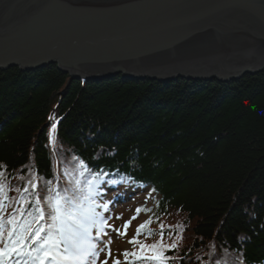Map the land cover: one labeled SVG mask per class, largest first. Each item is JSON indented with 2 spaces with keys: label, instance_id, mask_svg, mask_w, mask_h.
I'll return each mask as SVG.
<instances>
[{
  "label": "trees",
  "instance_id": "trees-1",
  "mask_svg": "<svg viewBox=\"0 0 264 264\" xmlns=\"http://www.w3.org/2000/svg\"><path fill=\"white\" fill-rule=\"evenodd\" d=\"M0 171L5 219L32 210L21 196L38 197L47 219L54 191L91 183L103 205L132 188L154 199L139 243H156L164 264H264V72L163 83L0 71Z\"/></svg>",
  "mask_w": 264,
  "mask_h": 264
},
{
  "label": "water",
  "instance_id": "water-1",
  "mask_svg": "<svg viewBox=\"0 0 264 264\" xmlns=\"http://www.w3.org/2000/svg\"><path fill=\"white\" fill-rule=\"evenodd\" d=\"M238 81L264 72V0H0V71Z\"/></svg>",
  "mask_w": 264,
  "mask_h": 264
},
{
  "label": "snow or ice",
  "instance_id": "snow-or-ice-1",
  "mask_svg": "<svg viewBox=\"0 0 264 264\" xmlns=\"http://www.w3.org/2000/svg\"><path fill=\"white\" fill-rule=\"evenodd\" d=\"M81 167L84 165L81 164ZM29 183L33 188L36 187L33 181ZM7 191L4 173L0 171V264H98L100 252L105 251L107 256L99 264H108L112 241L109 239L105 242L103 237L108 235L106 228L110 225L108 219L96 211L98 207L107 210L108 205L96 203L94 199L96 193L91 183L86 190L74 186L72 194H67L68 190H65V193L54 191L48 198L47 219L40 199L37 197L34 202H30L25 196H21L20 203H34L32 210L17 208L5 219ZM23 191L27 192L28 189L25 188ZM140 212L141 209L138 208L137 214L125 222L122 233L119 229L113 231H116L117 235L126 236L132 220L136 219ZM151 223L149 220L141 224L134 238L128 241L134 248L139 243L142 230ZM34 224L37 226L33 227ZM160 227L162 242L163 225ZM143 234L148 237L154 233L148 231ZM101 243L103 247H99ZM157 247L156 243L150 246L139 243L138 251L122 253L125 258L123 264H135V261H139L140 264H152L153 261L164 264L169 258L163 256V249L155 252ZM172 247L167 250H172ZM145 250L154 251L155 254L151 257L144 256ZM130 257L134 259L130 260ZM113 264L122 262L117 258L113 260Z\"/></svg>",
  "mask_w": 264,
  "mask_h": 264
},
{
  "label": "rangeland",
  "instance_id": "rangeland-1",
  "mask_svg": "<svg viewBox=\"0 0 264 264\" xmlns=\"http://www.w3.org/2000/svg\"><path fill=\"white\" fill-rule=\"evenodd\" d=\"M107 198L104 201L108 205V209L103 214L108 219V224L110 227L106 228L108 232L107 236L103 237V240L106 242L111 239L112 243L111 247V258L108 259V264H113L114 259H119L122 264L125 260L122 255L125 251H138L139 245L137 244L136 248H134L133 244H130L128 241L132 240L136 235L137 228L144 224L148 217L141 211L138 217L131 222V226L127 229V235L121 236L117 235L116 231L113 229H119L122 233L124 231L123 225L126 221H128L131 217L136 215V210L142 209V207H150L153 204V197L148 195L146 192L141 190H134L132 188L125 189L120 193L118 190H109L106 194ZM121 217V218H118ZM169 224H172L173 220L167 221ZM168 240L164 241L163 246L168 244ZM177 242V241H176ZM99 247H103V243L99 245ZM146 251H144L145 253ZM147 257H151L150 254L145 253ZM107 256V252H100L99 262L105 260ZM130 257L129 259H131ZM98 262V264H99Z\"/></svg>",
  "mask_w": 264,
  "mask_h": 264
},
{
  "label": "bare ground",
  "instance_id": "bare-ground-1",
  "mask_svg": "<svg viewBox=\"0 0 264 264\" xmlns=\"http://www.w3.org/2000/svg\"><path fill=\"white\" fill-rule=\"evenodd\" d=\"M46 68V67H45Z\"/></svg>",
  "mask_w": 264,
  "mask_h": 264
}]
</instances>
